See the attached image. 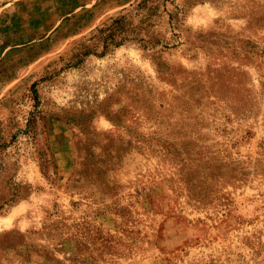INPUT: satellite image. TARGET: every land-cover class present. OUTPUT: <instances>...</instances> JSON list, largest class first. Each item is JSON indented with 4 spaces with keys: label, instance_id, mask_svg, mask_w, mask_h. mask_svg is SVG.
Returning <instances> with one entry per match:
<instances>
[{
    "label": "rangeland",
    "instance_id": "374dc122",
    "mask_svg": "<svg viewBox=\"0 0 264 264\" xmlns=\"http://www.w3.org/2000/svg\"><path fill=\"white\" fill-rule=\"evenodd\" d=\"M0 264H264V0H0Z\"/></svg>",
    "mask_w": 264,
    "mask_h": 264
}]
</instances>
